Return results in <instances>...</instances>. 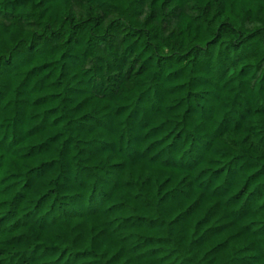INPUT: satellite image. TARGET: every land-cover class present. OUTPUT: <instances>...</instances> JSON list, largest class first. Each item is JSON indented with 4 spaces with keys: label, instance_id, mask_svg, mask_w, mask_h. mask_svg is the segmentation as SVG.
<instances>
[{
    "label": "trees",
    "instance_id": "1",
    "mask_svg": "<svg viewBox=\"0 0 264 264\" xmlns=\"http://www.w3.org/2000/svg\"><path fill=\"white\" fill-rule=\"evenodd\" d=\"M0 264H264V0H0Z\"/></svg>",
    "mask_w": 264,
    "mask_h": 264
}]
</instances>
